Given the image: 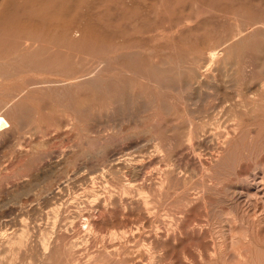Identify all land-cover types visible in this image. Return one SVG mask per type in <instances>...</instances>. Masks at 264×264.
Here are the masks:
<instances>
[{"label": "rangeland", "instance_id": "1", "mask_svg": "<svg viewBox=\"0 0 264 264\" xmlns=\"http://www.w3.org/2000/svg\"><path fill=\"white\" fill-rule=\"evenodd\" d=\"M208 2L221 3V8L209 9L197 24L183 28L181 38L189 39L177 40L173 55L184 61L205 47L216 48L222 43L226 49L228 44L241 43L230 57L236 63L240 60L238 67L230 68L224 75L227 78L221 79L228 88L245 90L249 84L246 78L256 76L258 64L264 63V33L259 34L260 27L255 25L264 17V1ZM148 3L153 5L155 0ZM202 3H193V11ZM157 16L159 21L164 18L162 12ZM165 34L171 42V36L162 31L157 35L159 41L166 42ZM55 35V39L43 38L52 48L56 39L66 43L73 39L70 33L65 38L61 32ZM198 37L204 44L200 45ZM79 58L75 51L59 54L61 64L72 70L78 68ZM12 63L7 69L11 78L7 71L1 78L10 80L0 82V98L14 97L12 105L4 108L7 114L0 109V135L6 131L0 137V264H264V120L242 125L216 151V137L199 132L188 142L194 145L191 149L185 119L205 106L217 85L212 79L204 82V89L165 93L162 107L168 110L158 114L159 119L160 115L165 118L162 124L169 121L170 125L166 136L158 139L150 137L148 130L152 133L162 124L159 121L153 129H145L141 117L145 118L146 111L141 103L137 109L113 117L106 96L86 99L81 94L74 100L65 95L68 86L64 73L29 76L33 80L41 76L53 83L16 94V86L26 75L15 72L19 63ZM235 72L246 81H232ZM142 82L135 78L134 86L139 89ZM254 82L251 90H264L258 88L260 80ZM148 85L155 94L163 92L152 81ZM2 98L1 108L7 103ZM74 117L91 130L87 137L79 135L82 125L75 127L67 121ZM222 121L215 125L223 128L226 123ZM37 124L42 131L47 128V136L36 133L41 129Z\"/></svg>", "mask_w": 264, "mask_h": 264}, {"label": "bare ground", "instance_id": "2", "mask_svg": "<svg viewBox=\"0 0 264 264\" xmlns=\"http://www.w3.org/2000/svg\"><path fill=\"white\" fill-rule=\"evenodd\" d=\"M148 1L149 0H0V82L3 84L4 81L10 80L6 78L2 81L1 78L3 79L7 75L3 73L7 71V69H11L10 67L14 65L12 62L15 61L19 63L20 66L18 65V67H15L14 71L26 75L22 82L20 80L21 83L16 86L14 91L16 94L23 92L29 93V89L31 88L32 90L34 86L37 87L42 85L43 87V85L53 83L49 82V79L41 76L34 80L29 78V76L43 73H64L67 78L65 84H67L69 89L65 88L64 91H66L64 94H69L70 97H74V100L81 94H84V98L86 99H96L97 97L106 96L109 100L110 114L113 117L129 113L133 111V109H137L139 103H141L146 111L145 118L142 119L141 117V120H144V124L146 125H144L145 129H148V126L151 129L155 123H159L160 121L161 123L159 124L161 125L165 120L161 115L159 119L158 111L168 110V107H162L166 104L165 93L167 91H187L189 88L191 90L201 89L206 86L204 82L212 79V82L217 84L216 88L213 89V94H208L211 97L199 112H195V115H193L191 119L189 115L185 120L188 119L187 143H191L199 132L203 133L202 135L205 134V136L214 135V137H216V142L213 144V150L215 151L237 132L242 125L249 124L250 126L252 123L264 120V90H251L252 86L255 85V79L260 80L259 89L264 87L263 58V61L258 59L262 64H258L259 73L257 74L256 71V76L248 77L247 79L242 75L243 78H241L239 73L235 72L233 77H231V80L236 84H240L241 80L243 81L245 78L249 81L247 88L242 90V88L232 89L226 87L225 82L221 79V76L227 74L230 68L238 67L240 60L236 63L230 57L236 52L235 49L241 46V43H235L233 45L228 44V46L226 45V49L225 46H222V43L220 47L216 48L205 47L203 48V52L193 54L191 58L188 57L184 61L176 57L175 54L173 55L172 51L176 50L178 43L189 39V36H185L187 38L184 39L181 38L184 34L183 28L189 27L191 23L197 24L200 19L207 16L206 13L209 9V11H211V9L219 11L221 8L219 4L221 3L215 4V2L211 3L208 2V0H157V2L155 0V4L152 5L148 3ZM197 2H203L202 6L199 8L197 7L198 9L193 11L195 6L192 9L191 5L193 6V3L196 4ZM182 7H184V9L185 7L188 9L190 7L192 10L177 11V8ZM149 8L151 10H149ZM159 12L164 14V18L160 21L157 16ZM150 14L153 15V18L149 17ZM145 15L148 17H146V20L143 18ZM255 25H259L258 27H260L257 31L259 34L264 33V17L259 18V22ZM249 28L251 27L249 26ZM196 29H198V27ZM251 30L252 29H250V33ZM159 31L169 34L171 36V42L168 41L166 34V42L168 43L160 42L157 36ZM188 31L194 34L192 30ZM55 32H61L64 38L67 36V33H70L73 39L69 43H66L67 40L61 41L56 39L57 42L55 47L52 48L48 46V43H46L43 38L50 36L55 39V37L57 38L58 36L55 35ZM75 38H77L76 40L80 38L82 41L78 42ZM198 38L201 41L200 45L204 44L202 37ZM177 40H179V42ZM208 42L205 44L209 45ZM63 49L75 51L76 55H81L82 58H79L77 69L72 70L67 68L65 63L61 64L59 54L64 51ZM223 49L225 50L223 51ZM200 51H202L201 48ZM222 52H224L225 56L224 54L222 55ZM262 53L264 54V52ZM224 57H229L234 64L228 63L229 61H226ZM10 63H12V65ZM72 65L70 64V66ZM246 65H248V63ZM250 69L253 68L250 67ZM244 70V74L248 75L247 70ZM7 72L10 75V71ZM9 75L7 77H9ZM224 77L227 78V76ZM135 78H137V80L140 79V81H145L141 83L139 89L134 86ZM84 80L89 81L86 84L83 83V85H78L79 82H84ZM150 81L156 84L155 86L158 90L163 92L155 94L153 89L148 85ZM185 93L186 92H184V94ZM61 94L63 95V93ZM52 95L54 96V92H52ZM12 96L11 99L8 97L7 100L5 98V100H3L1 97L2 102H7L5 107H0L1 110L13 102L12 99H14V97L12 98ZM8 99L10 100L8 101ZM3 104L4 103H2V105ZM5 112L6 110L4 109V113ZM135 112H137V110ZM140 112L142 113L141 108ZM0 113L2 115L1 111ZM78 113L79 110L75 109V114ZM127 115L125 116L129 117V114ZM2 117L4 118V115ZM75 117L67 121L69 123L73 122L75 127L76 124L82 125L79 135L87 137L91 133V130L86 129L85 123L82 124L83 121L81 122L79 118ZM133 118H135V116ZM220 120L226 123V126H222L223 128L219 126L220 124L215 125V123H219ZM98 121L100 122V119ZM37 125L40 127V124ZM37 125H35V129ZM169 125V121H166L165 124H162L161 128L159 126V128H157L156 126L157 129H155L154 127L155 130H153L152 133L148 130L150 137L158 139L165 137L166 132L169 131ZM186 125L187 124H185V126ZM46 126L47 125H45V127ZM211 126L217 128H214L213 132L209 131V133L207 128ZM67 127L69 128V126ZM46 129L44 131H47ZM181 130L183 129L181 128ZM36 131H38L36 133L40 134L42 137L48 134L42 131V128L40 130L36 129ZM0 132L2 131L0 130ZM4 132L2 135H4ZM32 132H30V135ZM2 135H0V137ZM137 135H139V133ZM22 136H24V134ZM197 139L196 140L199 141V138ZM210 139L213 141V138ZM166 144L170 146V143ZM188 146L190 148L191 145L188 143ZM167 149L170 148L167 147ZM210 155L212 156V153ZM135 166L134 164V167ZM165 170L163 171L165 172ZM169 174H171V171H169ZM160 186L162 188V184H160ZM114 248V246H111V249ZM44 249L47 250L46 248Z\"/></svg>", "mask_w": 264, "mask_h": 264}]
</instances>
